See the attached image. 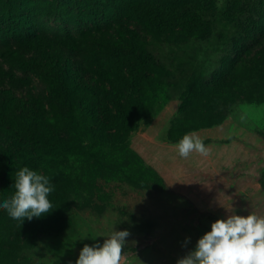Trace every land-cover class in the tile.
Here are the masks:
<instances>
[{"label":"rangeland","instance_id":"374dc122","mask_svg":"<svg viewBox=\"0 0 264 264\" xmlns=\"http://www.w3.org/2000/svg\"><path fill=\"white\" fill-rule=\"evenodd\" d=\"M107 1L116 16L113 0H0V44L13 37H27L32 31L42 34L64 29L90 43L105 30L103 24H117V18L115 22L107 16L98 15L94 23L85 18L95 13L85 12L87 6H105ZM200 1L203 7L199 12L206 24L199 37L173 44L167 42L169 32L161 35V43L155 39L142 42L157 69L144 65L141 70L138 63L119 58L114 64H102L112 73L94 79L98 85L91 87L89 96L97 97L95 101H81L80 93L73 104L57 84L52 83L50 94L33 72L18 68L19 72L13 61L12 67L0 61L4 75H18L21 92L29 94V109L38 100L33 116L13 109L4 114L14 136L21 140L10 143L17 156L12 168L0 169V184L5 177L13 186L14 173L28 167L49 177L55 187L48 197L53 204L52 226L46 219L42 221L46 215L21 225L0 209V229L4 230L0 238L18 243L15 247L26 239L35 244L31 250L10 256L7 242L5 263L75 264L85 244L102 245L113 230H127L131 235L125 252L130 264H176L194 250L211 223L233 214L225 210L230 206L235 215L246 217L254 212L264 216V72L244 69L238 75L221 76L216 68L232 44L264 42V0ZM8 24L17 32H9ZM254 32L257 37L252 36ZM135 33L137 38L139 32ZM102 47L98 42L91 46L106 51ZM195 81L197 86L191 89ZM202 81L206 84L200 87ZM158 92L157 104L145 112L146 107L139 104L142 95ZM185 92L209 102L211 116L204 120L202 113L207 112L202 109L200 123L221 122L209 134L213 138L197 133L203 140L210 139L204 142L210 148L206 157L194 152L183 159L169 144L177 138L173 131L180 125L175 112ZM163 108L154 119L156 110ZM216 111L220 114L215 115ZM127 113L135 116L136 122H129ZM115 159L125 168L114 171L111 165ZM56 215L61 221L53 227ZM27 223L38 232L34 239L33 231H22L27 234L21 233L18 241L11 238L26 230ZM185 238H190V243L182 247Z\"/></svg>","mask_w":264,"mask_h":264},{"label":"trees","instance_id":"16d2710c","mask_svg":"<svg viewBox=\"0 0 264 264\" xmlns=\"http://www.w3.org/2000/svg\"><path fill=\"white\" fill-rule=\"evenodd\" d=\"M113 1L116 2V16L111 14L113 12H111L112 10L109 7L108 1L105 6L104 3H96L100 5L90 9L88 6L86 7L85 12H95L88 13L85 16V18L92 23L96 21L98 15L99 17L105 18V16H107V18H113L112 20L115 22L117 18V24L113 26L112 23L109 26L103 24L102 27L105 28V30L102 31V28H100L99 30H101L102 33L98 34L99 37L98 35L95 37L93 36L90 43L83 41L84 36L70 34L69 32H65V29L62 32L56 31L54 33L49 32L42 34L32 31L27 37H13L11 41H3L0 44V61L11 67L12 65L10 62L13 61V66H15V68H21L28 73L33 72V76L47 85L46 92L50 94L52 93V83L57 84L63 96L75 104L80 93H82L79 97L81 101H85L86 99L96 100L97 97L89 96L91 87L93 88L98 85L94 79L100 78L101 74L110 75L112 73L111 68L105 69L102 64H114L119 58V60H123L126 63H138L141 70L144 65H147L151 69H157L153 65L151 58L152 54L145 50L142 42H146L147 44L155 39L156 43H161V35L171 32L167 42L185 44L190 39L199 37L204 31L203 26H205L206 22L204 16L199 12V9L203 7V2L200 0ZM183 21L188 22L186 26L176 31L171 30L173 26H177ZM98 26L101 27L100 24ZM123 26L125 27L123 28ZM6 28L11 33L17 32L14 25L8 24ZM107 28H109L108 30L112 29L114 32H107ZM135 31L139 32L137 38L135 36ZM257 35V32H254L252 36L257 37ZM146 36L148 37L147 41H145ZM260 38H263L262 35ZM95 42H98L100 45L103 44L104 47H102V49L106 51L98 52L95 48H91V46L94 47ZM120 48L123 49L117 52ZM97 49L100 50V47ZM104 54H106V56H102ZM118 54H120V56ZM1 62L0 169H9L12 168V160L17 156L16 152L11 148L10 143L14 141L18 142L21 138L14 136V130L7 124L4 114L7 113L8 109H13L17 111L18 114H23L28 111L33 116L38 111V100L34 101L35 104L29 109L31 106L29 100H27L29 94L21 92L22 88L18 86L17 83L18 75H4L6 72ZM19 65L22 66L19 67ZM92 66L95 70L91 69ZM216 68L217 75L221 76L238 75V71L244 69L252 73L264 72V42L262 39L259 42L251 41L249 43L242 40L232 44L221 57L220 64ZM164 76L165 78L170 76L174 78L173 76L175 75ZM226 82L228 83V81ZM163 84H165V82L161 84V87ZM196 84L197 82L195 81L191 85V89L195 88L197 86ZM205 84V81L200 82V87H203ZM99 91L100 90H96L97 93H99ZM159 95V92L156 93V95H142L139 104L146 107L145 112L151 110V105L154 107L157 104ZM196 97V95H188V92H185L181 97L183 100L178 106L177 112H175L180 128L173 131L177 135V138L170 143H178L186 133L193 131L197 132L202 129L221 125L220 121H216L214 124L210 123L209 125L200 123L201 110L203 109V111L207 112L202 113V118L205 120L211 116L208 111L212 109L207 105L209 104L208 101H203L202 99L198 100ZM241 101L244 102V100ZM91 104L92 102L89 103V105ZM137 106L139 105L134 107ZM161 110H156L152 117L156 118ZM120 112L119 110L117 114L120 115ZM216 114H220L219 111H216L215 115ZM126 116L129 122H136L137 120L135 116H130L128 113ZM149 122L150 124L152 123V121ZM173 132L170 135H173ZM20 134L22 135V133ZM79 164H82V162H79ZM95 166L99 167L100 165L95 164ZM111 166L114 167L112 168L114 171L125 168L123 162L119 159ZM84 176V173L80 175L81 181ZM6 179L7 178L3 177L2 180L4 182L0 184V199L2 202L4 199L10 198L15 191L13 186L9 185L12 182ZM81 186L82 185H80V187ZM88 187L89 186H86V188ZM45 219L48 226H52L51 212L47 214L42 221ZM59 221H61V219H57L56 215L53 227H55V224ZM27 225L26 230L23 229L18 231L14 236H11V238L18 241L21 233H23L22 231H33L34 235L32 239H34L38 232L35 230L34 225H30V223H27ZM0 231L4 230L0 229ZM25 236L27 235H24V237ZM7 242L9 241L0 238V264L9 263H5V259H3L5 254H8V248H5L8 246ZM9 244L11 245L9 248V251H11L10 256L17 252L31 250L35 245L33 240L30 242L29 239L21 242L17 247H15V245L18 243L13 245L9 242ZM24 264H35V262L30 260L25 261Z\"/></svg>","mask_w":264,"mask_h":264},{"label":"clouds","instance_id":"9594fccd","mask_svg":"<svg viewBox=\"0 0 264 264\" xmlns=\"http://www.w3.org/2000/svg\"><path fill=\"white\" fill-rule=\"evenodd\" d=\"M179 157L188 159L192 153L208 156L210 148L196 133H186L175 145ZM14 194L0 203L7 215L19 221L41 218L53 211L49 195L55 191L50 178L22 167L14 173ZM226 219L211 223L210 231L196 242L195 248L179 258L176 264H264V216L254 212L246 217L235 215L230 206ZM131 233L127 230L112 231L103 244L81 249L75 264H130L125 252ZM190 243L185 238L182 247Z\"/></svg>","mask_w":264,"mask_h":264},{"label":"crops","instance_id":"0c3cea01","mask_svg":"<svg viewBox=\"0 0 264 264\" xmlns=\"http://www.w3.org/2000/svg\"><path fill=\"white\" fill-rule=\"evenodd\" d=\"M164 108H165V107H164ZM164 108L161 110V112L164 110ZM161 112H160V113H161ZM160 113L157 115V117H158L159 115L162 114V113H161V114H160ZM157 117H156V118H157ZM156 118H155V119H156ZM151 124H153V122H152ZM151 124H150L149 126H151ZM220 126H221V125H220ZM218 127H219V126H218ZM218 127L202 129V130L197 131L196 133H200V132H202V133L205 134V138H213V137H211L209 134H211L212 132H214V130L217 129ZM233 132H234V131H233ZM233 132H232V133H233ZM228 135L231 136L232 134L229 133ZM234 139H235V138H234ZM209 140H210V139H204V142H205V141H209ZM169 144L172 145V146H175L177 143H169Z\"/></svg>","mask_w":264,"mask_h":264}]
</instances>
